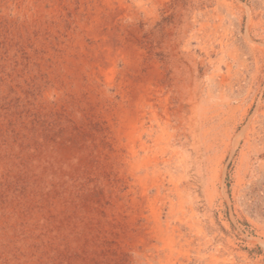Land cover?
I'll list each match as a JSON object with an SVG mask.
<instances>
[{"label": "rangeland", "instance_id": "rangeland-1", "mask_svg": "<svg viewBox=\"0 0 264 264\" xmlns=\"http://www.w3.org/2000/svg\"><path fill=\"white\" fill-rule=\"evenodd\" d=\"M0 264H264V0H0Z\"/></svg>", "mask_w": 264, "mask_h": 264}, {"label": "bare ground", "instance_id": "bare-ground-1", "mask_svg": "<svg viewBox=\"0 0 264 264\" xmlns=\"http://www.w3.org/2000/svg\"><path fill=\"white\" fill-rule=\"evenodd\" d=\"M146 144H147V143H146ZM131 145H132V144H131ZM140 146H141V145H140ZM134 147H135V146H134ZM133 153L135 154V152H133ZM137 153H138V152H137ZM137 153H136V154H137ZM134 156H135V155H134ZM142 193H143V192H142ZM144 194H145V193H144ZM156 214H157V212H156ZM157 216H158V215H156V217H157ZM158 217H159V216H158Z\"/></svg>", "mask_w": 264, "mask_h": 264}]
</instances>
